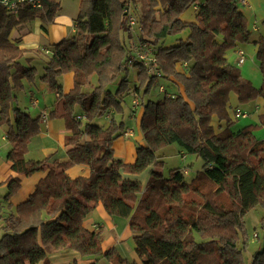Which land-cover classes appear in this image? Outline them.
Returning a JSON list of instances; mask_svg holds the SVG:
<instances>
[{
  "label": "trees",
  "instance_id": "1",
  "mask_svg": "<svg viewBox=\"0 0 264 264\" xmlns=\"http://www.w3.org/2000/svg\"><path fill=\"white\" fill-rule=\"evenodd\" d=\"M42 2V10L24 7L19 14L0 8V126L8 128L7 160L19 175L8 180L0 200V264H41L48 252L67 249L86 259L135 264L115 249L103 252L102 233L85 228L99 205L110 216L129 220L137 252L149 264H246L245 217L256 209L264 213V141L257 140L252 126L232 129L229 103L232 93L241 105L264 100V81L255 88L227 55L238 44L253 43L264 76V36L253 39L240 0H80L75 35L48 46L40 77L62 99L50 116L65 119L72 132L64 162L57 155L27 158L41 118L16 105L17 91L38 80L30 54L41 51L21 48L11 33L37 17L48 31L61 4ZM128 4L138 28L128 24ZM191 8H197L195 21L185 22L182 16ZM188 29L186 40L164 44ZM135 40L153 49L160 76L140 64L130 81L127 62ZM68 73L74 74V87L64 94L61 78ZM161 82L166 83L160 85L164 98L148 100L151 88ZM112 85H117L115 92ZM132 93L140 99L137 113L128 102ZM80 111L85 120L77 119ZM126 115L139 118L145 141L137 147L134 163L114 156L115 141L129 129ZM104 118L106 123H99ZM215 119L225 121L226 128L218 130ZM260 124L264 127V115ZM174 144L204 162L191 182L179 168L168 177L152 171L146 186L123 177L162 165V150ZM77 166L86 167L88 174L71 176L69 170ZM40 172L46 176L30 197L11 204L21 176ZM223 197L231 207L219 203ZM250 264H264V246Z\"/></svg>",
  "mask_w": 264,
  "mask_h": 264
},
{
  "label": "crops",
  "instance_id": "2",
  "mask_svg": "<svg viewBox=\"0 0 264 264\" xmlns=\"http://www.w3.org/2000/svg\"><path fill=\"white\" fill-rule=\"evenodd\" d=\"M61 4L60 11L55 18L53 24L48 26V31L42 27V20L36 19L20 25L11 33V38L21 40L20 47L31 52L41 51L40 53H32L33 64L38 66V80L34 83H27L21 91H17L16 105L24 110L29 111L33 117H40V133L33 138L29 145V152L27 158L31 160L41 161L51 155H57L59 160L64 162L68 159L67 139L72 135V132L67 127V122L61 117L54 118L50 113L58 108L62 99L55 90L42 83L40 77L43 73V58L48 54V46L57 44L63 40L70 39L75 34V18L78 16L80 8V0H58ZM242 12L247 20L248 29L252 32L253 39L256 40L264 36V0H249L246 6H243ZM196 18L195 8L189 9L182 19L185 22H194ZM190 35V30H185L183 33L175 38L167 40V47L178 44L179 40H186ZM249 46L252 47V56L248 58ZM244 51L246 54V62L239 69L241 74L245 75L249 71L246 66L252 59L253 68L260 67V62L257 59L258 48L253 44H238V47L228 52L227 58L229 63L234 66L238 64V52ZM182 69L183 66H180ZM243 77V76H242ZM246 80V79H245ZM64 94L69 93L74 87V74L68 73L61 78ZM256 88H260L256 87ZM235 103V104H234ZM239 98L235 93L230 96L229 115L232 118V110H240ZM264 100L259 98L255 103V110L251 114L259 118L264 115ZM141 110L138 116L141 114ZM233 112V113H234ZM250 116V115H249ZM247 119V118H245ZM132 122L134 118L130 119ZM233 120V118H232ZM137 126L139 118H137ZM214 124L218 130L223 127L226 128L227 123L223 121L219 123L214 120ZM235 122L232 129L237 125ZM218 126L220 128H218ZM251 126V125H248ZM244 126L239 130L248 127ZM134 130V136L131 138L121 137L114 143V156L117 160L125 163H134L137 159V147L145 146L143 135L139 128ZM7 126H0V198L7 194V182L12 177L19 176L11 168V163L7 160V156L11 150V145L7 139ZM238 130V131H239ZM163 158L165 152H169V148L162 150ZM180 154L185 155L180 151ZM163 162V159L161 160ZM163 165V164H162ZM160 171L158 167H150L142 174L122 173L123 177L130 181H135L146 186L152 171ZM73 177L80 175H87L88 169L86 167H73L69 170ZM187 175V172H186ZM46 176V173H36L30 177L21 176L22 185L17 194L10 200V203L17 206L25 202L30 195L35 191L37 184ZM2 194V195H1ZM84 226L90 231H100L102 233V250L107 252L115 249L117 253L130 263L135 264H149L144 254L137 252L136 243L133 239V234L130 230L129 220L121 217L110 216L104 206L99 205L85 220ZM114 264L101 258L98 261L94 259H86L81 257L77 252L70 249L62 252H48L47 257L41 264Z\"/></svg>",
  "mask_w": 264,
  "mask_h": 264
},
{
  "label": "rangeland",
  "instance_id": "3",
  "mask_svg": "<svg viewBox=\"0 0 264 264\" xmlns=\"http://www.w3.org/2000/svg\"><path fill=\"white\" fill-rule=\"evenodd\" d=\"M139 8L141 10V4L139 5ZM139 10V11H140ZM75 35V34H74ZM72 35L71 38L74 36ZM180 35V34H179ZM176 36H170L165 40V45H167V40L169 38H175ZM121 40L122 42L126 43L127 46H130V44L132 42H130V40L128 39L127 35H121ZM250 44V43H247ZM252 47L253 46H249L248 49V58H250V56H252ZM252 59L249 61L248 65L246 66V68L249 70L245 73V75H247L248 77L243 76L244 79L250 81L253 86L259 87L261 88V86L263 85V81H264V76L263 73L258 65L257 68H253V65L251 63ZM238 64H236L235 66H237ZM237 68L241 69V66H237ZM136 73L137 71H130L129 73V78L130 81L133 83L135 81V77H136ZM160 85H164L166 86L165 82H161V84L159 85H155L151 88L150 93L147 94L146 98L149 100H153V101H158L161 100L162 98H164L165 94L161 93L160 91ZM117 89V85H112L111 86V91L115 92ZM259 89V88H257ZM144 91V90H143ZM170 91H173V89H171ZM258 100V99H257ZM256 100V101H257ZM132 101L133 98L130 96L129 97V105L132 106ZM251 102L249 104H245V105H241L239 103L240 106V110L245 111L246 113H249V117L247 119H236L234 116V111L232 110V118L234 123L236 122L237 126L233 129L234 131H238L240 128L244 127V126H248L251 125L254 129V135L257 138V140L259 141H264V127L261 126L259 118L254 116L255 113L253 115H251L254 110H255V103ZM235 104V103H234ZM264 107V105H263ZM127 118V115H126ZM131 117L127 118L128 121V127L131 129H137V121H135L136 119H134V121L132 122ZM108 119L104 118L102 120H100L99 123H106ZM218 128H220L218 126ZM223 128V127H222ZM136 131V130H135ZM169 148V152L166 153L164 155L163 159V165H159L158 169H160V171L166 175L167 177L171 174L172 170L175 169H181L183 172H187L186 175V179L187 181L191 182L198 174L199 172L202 170L203 168V160L194 156V155H185L184 157L180 154V147L177 144L168 146L167 149ZM166 150V148H165ZM2 195V194H1ZM3 199V196H1L0 200ZM219 203L223 206L226 207H231V201L228 200L226 197H223L219 200ZM263 210L261 209H256V210H252L250 213H248L245 217V233L247 236V241H246V248L244 250V258H245V262L246 264H250V262L252 261V257L253 254L256 253V251L260 250L263 248L264 246V230L262 229V219H263ZM259 234L260 239L256 238V235ZM243 244V241L241 242Z\"/></svg>",
  "mask_w": 264,
  "mask_h": 264
},
{
  "label": "built area",
  "instance_id": "4",
  "mask_svg": "<svg viewBox=\"0 0 264 264\" xmlns=\"http://www.w3.org/2000/svg\"><path fill=\"white\" fill-rule=\"evenodd\" d=\"M249 0H240L242 6H246ZM24 7H30L35 10L43 9L42 0H0V8L7 10L13 14H19V12ZM197 8H195L196 10ZM125 12L128 17V24L132 29L138 28V18L135 15L133 8L128 4ZM156 58L153 53V49L144 42L139 40H135L131 47V54L128 58L127 67L129 70H135L138 65L143 64L148 68V73L151 75L160 76V71L156 67ZM246 62V54L244 51L238 52V66H242ZM160 91L164 92V87H160ZM133 101H132V110L137 111L140 108V99L135 93H132ZM234 116L236 119H245L249 117V113H246L243 110H236L234 112ZM135 119V117H133ZM78 120H85V114L83 111H80L77 115ZM134 136V130L129 128L124 133L123 137L131 138ZM258 238V235H256Z\"/></svg>",
  "mask_w": 264,
  "mask_h": 264
}]
</instances>
